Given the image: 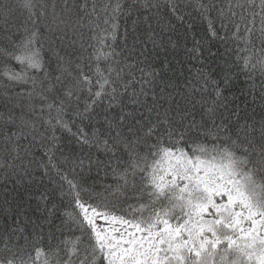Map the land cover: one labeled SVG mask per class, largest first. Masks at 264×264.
<instances>
[{
	"label": "snow or ice",
	"instance_id": "snow-or-ice-1",
	"mask_svg": "<svg viewBox=\"0 0 264 264\" xmlns=\"http://www.w3.org/2000/svg\"><path fill=\"white\" fill-rule=\"evenodd\" d=\"M0 264H264V0H0Z\"/></svg>",
	"mask_w": 264,
	"mask_h": 264
}]
</instances>
